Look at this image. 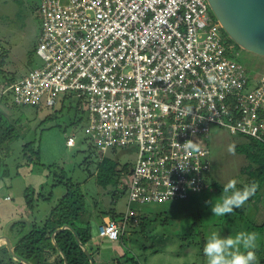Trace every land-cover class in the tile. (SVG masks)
I'll return each instance as SVG.
<instances>
[{"label":"built area","instance_id":"obj_1","mask_svg":"<svg viewBox=\"0 0 264 264\" xmlns=\"http://www.w3.org/2000/svg\"><path fill=\"white\" fill-rule=\"evenodd\" d=\"M37 14L42 64L0 88V101L53 106L67 92L82 102L84 131L102 158L137 148L127 212L105 219L101 236L116 241L128 221L138 222L134 202L202 191L212 125L264 139V73L229 57L208 0H40ZM187 140L200 152L186 153Z\"/></svg>","mask_w":264,"mask_h":264},{"label":"rangeland","instance_id":"obj_2","mask_svg":"<svg viewBox=\"0 0 264 264\" xmlns=\"http://www.w3.org/2000/svg\"><path fill=\"white\" fill-rule=\"evenodd\" d=\"M39 3L40 0H0L2 82L18 80L42 64L37 53L43 28V20L37 14ZM220 35L230 41L224 28L220 29ZM229 43L231 59L255 76L264 73L263 56L243 49L236 42ZM69 96L67 92L61 93L53 106L0 101V109L7 118L5 125L12 124L15 133L0 149V236L12 239L13 235L29 230L30 222L41 228L60 199L76 187L83 193L85 203L82 220L91 225L92 239L88 246L99 247L93 258L95 264H206L203 247L211 232L227 236L242 230L259 233L258 264H264V183L242 207L240 215L233 211L224 217H214L211 205L206 203L219 197L229 180L235 179L237 186L247 182L256 163L252 155L236 147L249 153L255 146L264 148L261 140L253 141L212 125L205 138L210 150L205 188L185 199L132 203L143 222H127L125 240L113 241L99 234L104 220L102 211L114 210L123 218L129 206L124 186L129 175L123 176L117 185L104 186L98 182L101 152L93 137L84 131V112L78 110L77 102ZM79 118L82 119L77 122ZM74 134L75 144L68 145V137ZM28 142L40 148V163H27L24 146ZM104 156L115 160L119 168L128 163L132 169L138 150L118 148ZM2 242L0 257L8 255Z\"/></svg>","mask_w":264,"mask_h":264},{"label":"trees","instance_id":"obj_3","mask_svg":"<svg viewBox=\"0 0 264 264\" xmlns=\"http://www.w3.org/2000/svg\"><path fill=\"white\" fill-rule=\"evenodd\" d=\"M212 15L216 18L213 12ZM229 40L228 42L235 43L233 39L230 38ZM14 81V78L3 82L0 81V88L8 86ZM69 97L71 99V96ZM4 103L6 104V102ZM77 106L78 110L85 111L81 101H79ZM81 119L82 118H79L77 122L81 121ZM6 121L7 118L3 110L0 109V149H3V145L9 143L15 136L13 125L10 124L6 126ZM249 138L253 141L260 142V140L255 138ZM261 142L264 143V139L261 140ZM24 147L28 159L27 163H40V148L36 147L33 142L26 143ZM255 147V150L249 153V150H244L243 147L237 146L236 149L241 152H247L248 156L252 155L254 158L253 162L256 163L255 168L253 170L251 169L252 173H250V177L245 184L255 183L257 185L256 195L259 190L258 188L264 183V148ZM1 165L2 158H0V166ZM130 174L131 166L128 163H125L119 168L118 163L108 156H104L99 162L98 182L104 186L110 184L117 185L121 182L123 176H130ZM245 184H241L237 186V188H241ZM124 186L127 190L126 183ZM76 189L77 188L74 187L72 190H69L60 199L57 206L52 209L46 222L43 223L44 226L38 228L39 225L35 222H30L31 228L29 230L21 234L19 233L18 235H13L12 239L10 238L17 257L13 256L7 248L6 243L2 242L1 244H4L5 252L8 253V255L0 257V264H26L23 262V259L30 264H66V261L67 264H91L90 258L83 246L88 248L93 258L95 253L99 250V247L88 246L92 239L91 225L90 222L84 223L82 220V214H84L85 211V203L82 199L83 193ZM114 196H117L116 192ZM29 202L30 205L33 204L31 201ZM234 212L240 215L242 207L235 209ZM102 216H109L116 220L122 219L118 217V214L114 210H104L102 211ZM138 218V222H135L134 219H131L130 222L133 224H140V215ZM65 224L70 225L71 228H65L55 233L57 229ZM54 233L55 235L53 237ZM118 240H125V230L121 233Z\"/></svg>","mask_w":264,"mask_h":264},{"label":"clouds","instance_id":"obj_4","mask_svg":"<svg viewBox=\"0 0 264 264\" xmlns=\"http://www.w3.org/2000/svg\"><path fill=\"white\" fill-rule=\"evenodd\" d=\"M180 146L188 154L200 152L198 141L187 140ZM256 191L255 183L237 188V181L232 179L223 186L219 197L206 203L211 205L213 216L220 218L243 207ZM259 239V233L256 231L242 230L227 236L213 231L208 235L203 247L206 264H258Z\"/></svg>","mask_w":264,"mask_h":264},{"label":"water","instance_id":"obj_5","mask_svg":"<svg viewBox=\"0 0 264 264\" xmlns=\"http://www.w3.org/2000/svg\"><path fill=\"white\" fill-rule=\"evenodd\" d=\"M208 2L222 28L239 46L264 57V0H208ZM65 228H71V226L65 224L55 233ZM0 240H3L10 253L17 257L10 237L0 236ZM83 247L91 264H95L88 248ZM23 262L30 264L24 259Z\"/></svg>","mask_w":264,"mask_h":264},{"label":"crops","instance_id":"obj_6","mask_svg":"<svg viewBox=\"0 0 264 264\" xmlns=\"http://www.w3.org/2000/svg\"><path fill=\"white\" fill-rule=\"evenodd\" d=\"M107 218H109V216H105V217H104V220L107 219ZM104 220H103V221H104Z\"/></svg>","mask_w":264,"mask_h":264}]
</instances>
